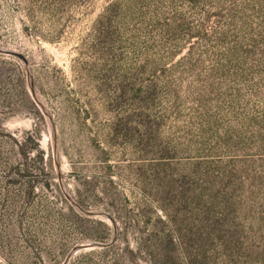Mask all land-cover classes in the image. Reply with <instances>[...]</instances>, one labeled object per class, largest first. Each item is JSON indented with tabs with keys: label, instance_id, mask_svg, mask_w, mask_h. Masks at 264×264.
<instances>
[{
	"label": "rangeland",
	"instance_id": "rangeland-1",
	"mask_svg": "<svg viewBox=\"0 0 264 264\" xmlns=\"http://www.w3.org/2000/svg\"><path fill=\"white\" fill-rule=\"evenodd\" d=\"M0 46L54 124L0 52V264H264V0H0Z\"/></svg>",
	"mask_w": 264,
	"mask_h": 264
},
{
	"label": "water",
	"instance_id": "water-1",
	"mask_svg": "<svg viewBox=\"0 0 264 264\" xmlns=\"http://www.w3.org/2000/svg\"><path fill=\"white\" fill-rule=\"evenodd\" d=\"M0 52L5 53L7 55H14L19 57L27 66L28 69V73H29V79H30V87H31V92L36 100V102L38 103V105L40 106V108L42 109L43 113L49 118V120L52 123V126L54 127L53 121H52V117L49 113V111L47 110L46 106L44 105V103L39 99L36 90L33 86V82H32V70L30 67V63L27 59V57L22 54L19 51L16 50H12L9 48H4L0 46ZM55 153H57V148L55 147ZM64 192L66 193V195L68 196V198L71 199L72 203L76 206V208L83 213L84 215L87 216H102V217H106L109 218L114 224H116L114 218L107 212L105 211H92L89 209L84 208L80 203H78L73 197L72 195L69 193L68 189L66 188V186H62ZM116 239V233L114 235V237L108 241V242H101V241H95V240H87V241H83L81 243H78L77 245H75L71 251L68 253V255L66 256L65 260L63 261L62 264H70L72 258L80 251L82 250H86V249H96V248H103L106 246H109L111 244H113V242Z\"/></svg>",
	"mask_w": 264,
	"mask_h": 264
},
{
	"label": "trees",
	"instance_id": "trees-1",
	"mask_svg": "<svg viewBox=\"0 0 264 264\" xmlns=\"http://www.w3.org/2000/svg\"><path fill=\"white\" fill-rule=\"evenodd\" d=\"M31 104L33 105V107H36V104L33 100H31ZM38 109V107H36ZM37 112H40V111H37ZM27 141H33L34 144H35V147L33 148H36V152H37V156L40 158V160L42 162H45L44 161V156H45V151L43 149H41L40 145H39V140H38V137L36 136L35 133H32V132H28V137L26 139V142ZM30 152V150H29ZM72 209V207H71ZM76 216L80 219H83L85 217H83L82 215H80L79 213H76ZM101 224L105 225L106 226V223L103 222V221H99ZM88 235V234H87ZM89 237H92L91 235H89ZM98 240H100L99 238H96ZM102 241V240H101ZM116 244V243H115ZM115 244L113 245H109V246H106L104 249H102L103 252H106V251H110L112 250L114 247H115ZM92 253H94L93 251H82L80 252L78 255H76L74 257V259L71 261L70 264H84V261L88 258L89 255H91Z\"/></svg>",
	"mask_w": 264,
	"mask_h": 264
}]
</instances>
